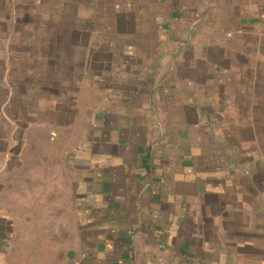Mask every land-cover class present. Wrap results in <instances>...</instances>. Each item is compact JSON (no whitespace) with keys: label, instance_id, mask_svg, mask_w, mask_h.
I'll use <instances>...</instances> for the list:
<instances>
[{"label":"crops","instance_id":"crops-1","mask_svg":"<svg viewBox=\"0 0 264 264\" xmlns=\"http://www.w3.org/2000/svg\"><path fill=\"white\" fill-rule=\"evenodd\" d=\"M0 59L56 131L5 153L0 264H264V0H0Z\"/></svg>","mask_w":264,"mask_h":264},{"label":"rangeland","instance_id":"rangeland-1","mask_svg":"<svg viewBox=\"0 0 264 264\" xmlns=\"http://www.w3.org/2000/svg\"><path fill=\"white\" fill-rule=\"evenodd\" d=\"M204 31V29H201ZM129 47H131V45H128ZM147 45H137V48L140 49L142 47H145ZM167 45H159L158 49L153 48V51L149 52L152 53L155 57L158 55V53L163 52V51H167L169 49V46L166 47ZM177 47V45H176ZM218 59H216L217 61ZM130 62V61H128ZM218 63H220V60L218 61ZM2 65H6L5 60H1L0 59V217L4 216L6 214V199L8 196L11 195V199H15V204L14 206H16V208H21L22 207H26V208H31L32 206H35L30 204L29 200L30 197L32 196V200H34V198L36 199L38 197V194L40 192L39 189L35 188V187H30V188H26L24 187L22 184L19 186H16L14 188H9L7 187V183H17L19 180L16 179V175H20V176H24L25 173H27L31 167L29 168H25V170H23V172L21 171L22 169H17L16 172H14L13 167H16L15 165L11 166V171H7L5 169V165L7 163L6 162V155L5 153H7L8 151L13 152L15 149H22L24 152L27 153V155L24 157V160L26 159H30V157H32L31 155L33 153H36V151H38L39 149L43 148V143H42V136L44 135V133L46 134L48 141L50 142H54V138H55V134L56 131L54 128H49L47 127V125H42V123H37L36 121L40 118L43 117V115L40 114V112L38 111H42V108L40 106H38V98L36 99V94L35 93H29V92H25L23 93L20 89L15 90L14 88L16 87L11 85L12 83H16L17 79H21L22 77L20 76H15V75H4L2 74L4 70H2ZM117 78V77H116ZM119 78V77H118ZM147 79H149V77H147ZM126 82H133L135 80L138 81V83H141L142 80H145L144 76H127L126 77ZM212 79L210 78V81ZM147 83V81H146ZM151 82H149L150 84ZM175 97V96H174ZM176 98V97H175ZM41 108V109H40ZM225 109V108H224ZM224 109L218 111L216 117L221 118V120L223 118H226L225 120H227L228 117H230L229 115H234V112H230L229 109ZM224 111V112H223ZM45 117H50L52 119H54V115L52 114L51 111H47L43 113ZM192 119H194V115H192ZM243 116V115H242ZM245 116V113H244ZM191 119V120H192ZM218 119V118H217ZM29 123V124H28ZM208 131L210 132H214L217 135V138H221V135H224L225 133H233V135L238 133H246V129L244 127H246V123H243L241 126H243V130L242 132H239V129L237 128V132H236V126L237 124L235 123H207L206 124ZM239 126V125H238ZM240 127V126H239ZM261 128H264V123L261 124ZM257 131V130H256ZM17 136L19 138V140H15V144L13 143L12 139H8L10 138V136L12 135ZM17 133V134H16ZM22 133H26V140H23L22 138H20V135ZM221 134V135H220ZM263 134H264V130H263ZM257 135L256 132V138L254 140H251L250 143H255L256 147H260V148H264V135ZM225 138V137H224ZM231 140V141H230ZM248 141H240L238 139H235L233 137L232 139H227V144L228 145H239V146H243V147H248L249 143H247ZM53 147V146H51ZM14 148V149H13ZM42 159V157L40 158ZM41 162V161H38ZM44 164H38V165H34V166H41ZM22 166V165H19ZM36 170V173H38V167H35V169H33V171ZM41 191V190H40ZM25 197H27V202H22L21 200L24 199ZM19 216L20 212L17 214ZM18 220H16L17 223ZM20 221V220H19ZM0 222L2 223L3 227H7V223L4 220H0Z\"/></svg>","mask_w":264,"mask_h":264},{"label":"built area","instance_id":"built-area-1","mask_svg":"<svg viewBox=\"0 0 264 264\" xmlns=\"http://www.w3.org/2000/svg\"><path fill=\"white\" fill-rule=\"evenodd\" d=\"M156 264H168V263L163 262V261H159V262H157Z\"/></svg>","mask_w":264,"mask_h":264}]
</instances>
